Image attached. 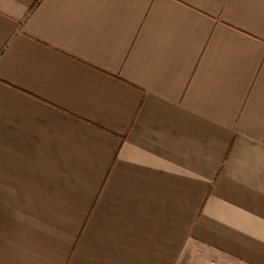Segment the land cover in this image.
<instances>
[{
  "label": "crops",
  "instance_id": "obj_1",
  "mask_svg": "<svg viewBox=\"0 0 264 264\" xmlns=\"http://www.w3.org/2000/svg\"><path fill=\"white\" fill-rule=\"evenodd\" d=\"M0 264H264V0H0Z\"/></svg>",
  "mask_w": 264,
  "mask_h": 264
}]
</instances>
